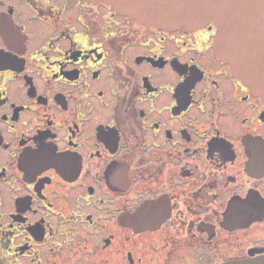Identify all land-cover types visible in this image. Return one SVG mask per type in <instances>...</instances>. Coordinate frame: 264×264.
<instances>
[{"label": "flooded vegetation", "instance_id": "af4514ba", "mask_svg": "<svg viewBox=\"0 0 264 264\" xmlns=\"http://www.w3.org/2000/svg\"><path fill=\"white\" fill-rule=\"evenodd\" d=\"M215 34L0 0V264L264 256V101Z\"/></svg>", "mask_w": 264, "mask_h": 264}, {"label": "water", "instance_id": "95a60500", "mask_svg": "<svg viewBox=\"0 0 264 264\" xmlns=\"http://www.w3.org/2000/svg\"><path fill=\"white\" fill-rule=\"evenodd\" d=\"M147 26L173 30L213 23L216 54L264 101V0H90ZM230 264H264V256Z\"/></svg>", "mask_w": 264, "mask_h": 264}]
</instances>
